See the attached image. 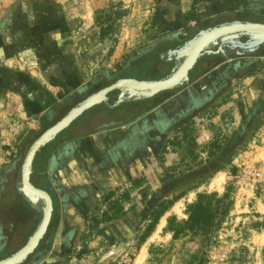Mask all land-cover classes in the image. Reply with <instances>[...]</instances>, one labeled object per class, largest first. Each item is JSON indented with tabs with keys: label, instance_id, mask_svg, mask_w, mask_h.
<instances>
[{
	"label": "rangeland",
	"instance_id": "rangeland-1",
	"mask_svg": "<svg viewBox=\"0 0 264 264\" xmlns=\"http://www.w3.org/2000/svg\"><path fill=\"white\" fill-rule=\"evenodd\" d=\"M141 7V0H0L1 187L15 181L34 140L89 95L120 78L171 72L161 58L171 43L140 41ZM252 21L264 23V16ZM210 55L190 71L229 62L198 83L210 98L188 111L184 104L164 107L166 120L177 121L174 131L161 117L142 165L108 180L81 220L71 216L66 189L46 179L56 187L47 183L54 218L23 264H264V46ZM201 195L223 212L208 240L205 230L185 225ZM32 215L34 230L40 215ZM122 215L121 237H104L107 222Z\"/></svg>",
	"mask_w": 264,
	"mask_h": 264
},
{
	"label": "crops",
	"instance_id": "crops-1",
	"mask_svg": "<svg viewBox=\"0 0 264 264\" xmlns=\"http://www.w3.org/2000/svg\"><path fill=\"white\" fill-rule=\"evenodd\" d=\"M141 5L143 21L139 25L140 41L144 40L143 44L149 46L157 44L160 40L170 42L171 45L162 50L161 58L172 67L175 62L168 58L166 53L184 43L186 39L194 37L200 29L236 20L252 21L264 16V0H141ZM209 55L205 54L204 58ZM228 63L226 60L221 61L207 72H202L199 67L192 75L189 73L188 83L177 88L180 90L175 89V94L169 98H162V95L169 91L167 90L148 99L123 102L125 106L121 103L111 107L102 102L82 116L84 111L43 151L41 149L39 154V151L37 152L39 157L35 167L33 166L35 170L32 174H36L35 181L33 177L31 179L33 184L47 191H51L52 183H56L59 189H66L63 197L72 209L71 216L75 220H81L83 211L91 207L99 192L106 188L108 180L119 179L142 165L147 155L144 149L149 142L148 138L152 140L150 143L158 140L152 138L159 134L155 131H160L161 117L169 126V130L174 131L173 127L177 121H167L169 117L162 109L184 104V111H188L192 104L207 99L209 92L199 89L198 83L206 73L210 74ZM49 73L48 69L43 72L46 78H49ZM74 79L77 80L76 77ZM108 97L110 103L114 104L119 97V91L110 92ZM181 99H184V103ZM36 108L39 111L44 110ZM109 108L114 110L110 111ZM6 168L7 171L13 172L16 167L12 164ZM17 176L18 174L13 183L5 184L7 188L1 187L0 181V251L5 250L8 256L27 243L39 224L38 222L34 230H31L36 220L32 213L35 212L36 216L40 214L18 192ZM47 178L52 179L51 184ZM54 212L55 209L52 219ZM126 220L127 216L122 215L107 222L103 236L121 237ZM23 231L26 233L22 234ZM45 237L46 235L38 247L42 245ZM63 237L62 233L60 238ZM15 244L20 245L9 250ZM59 245L57 242L54 244L56 247ZM1 259L4 258L0 255Z\"/></svg>",
	"mask_w": 264,
	"mask_h": 264
},
{
	"label": "water",
	"instance_id": "water-1",
	"mask_svg": "<svg viewBox=\"0 0 264 264\" xmlns=\"http://www.w3.org/2000/svg\"><path fill=\"white\" fill-rule=\"evenodd\" d=\"M225 42H229L232 51L241 54L254 52L264 46V23L236 20L200 29L193 38L166 53L168 58L174 60L175 65L165 77L155 80L120 78L89 95L38 136L29 147L20 166L16 187L25 201L40 213V221L35 231L29 236L27 243L14 254L1 259L0 264L23 263L38 247L50 225L54 210L53 198L47 190L35 186L31 181L33 162L38 151L53 141L84 111L97 104L104 102L115 107L127 101L148 99L160 92L187 84L189 73L201 56L221 52L225 57H229L230 51L225 52L223 49ZM115 90L119 91V97L114 104H111L108 94Z\"/></svg>",
	"mask_w": 264,
	"mask_h": 264
},
{
	"label": "trees",
	"instance_id": "trees-1",
	"mask_svg": "<svg viewBox=\"0 0 264 264\" xmlns=\"http://www.w3.org/2000/svg\"><path fill=\"white\" fill-rule=\"evenodd\" d=\"M207 198L208 196L201 195L199 201L189 205V218L185 222V225L188 229L194 231L205 230L207 233L205 237L208 240L212 228L221 221V215L223 212L219 213L217 206L214 209V207L212 208L211 203L205 202L204 200H207ZM208 231L210 232L208 233Z\"/></svg>",
	"mask_w": 264,
	"mask_h": 264
},
{
	"label": "bare ground",
	"instance_id": "bare-ground-1",
	"mask_svg": "<svg viewBox=\"0 0 264 264\" xmlns=\"http://www.w3.org/2000/svg\"><path fill=\"white\" fill-rule=\"evenodd\" d=\"M232 43H234V42H232ZM223 49H224L225 52L232 51V48H231V46L229 45V42H225V43L223 44ZM161 226H163V223H162ZM139 258H140L139 260L142 259V257H139Z\"/></svg>",
	"mask_w": 264,
	"mask_h": 264
},
{
	"label": "flooded vegetation",
	"instance_id": "flooded-vegetation-1",
	"mask_svg": "<svg viewBox=\"0 0 264 264\" xmlns=\"http://www.w3.org/2000/svg\"><path fill=\"white\" fill-rule=\"evenodd\" d=\"M220 54H222L221 52H219ZM233 53H237L236 51H230L229 52V55H231V54H233ZM209 54H211V53H209ZM223 55V54H222ZM224 56V55H223ZM184 85H182V86H180V87H183ZM180 87H178V88H180ZM175 89H177V88H175ZM209 93L206 95V97H207V99H209L210 98V91H208ZM109 97H111V96H109Z\"/></svg>",
	"mask_w": 264,
	"mask_h": 264
}]
</instances>
